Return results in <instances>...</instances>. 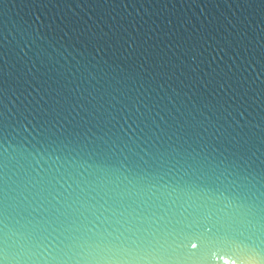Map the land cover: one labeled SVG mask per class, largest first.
<instances>
[{
	"label": "water",
	"instance_id": "water-1",
	"mask_svg": "<svg viewBox=\"0 0 264 264\" xmlns=\"http://www.w3.org/2000/svg\"><path fill=\"white\" fill-rule=\"evenodd\" d=\"M10 252L264 249V0H0Z\"/></svg>",
	"mask_w": 264,
	"mask_h": 264
},
{
	"label": "clouds",
	"instance_id": "clouds-1",
	"mask_svg": "<svg viewBox=\"0 0 264 264\" xmlns=\"http://www.w3.org/2000/svg\"><path fill=\"white\" fill-rule=\"evenodd\" d=\"M7 225L0 220V264H201L200 261L184 259L175 255L153 253L134 259H112L86 254L84 252H48L21 250L10 252L7 246ZM244 264H264V249H257L255 254Z\"/></svg>",
	"mask_w": 264,
	"mask_h": 264
}]
</instances>
